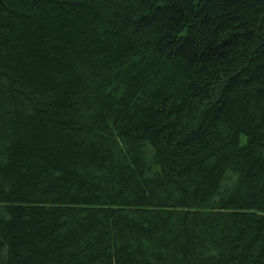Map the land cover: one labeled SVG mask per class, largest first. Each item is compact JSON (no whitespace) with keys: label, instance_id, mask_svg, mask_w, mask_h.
Instances as JSON below:
<instances>
[{"label":"trees","instance_id":"trees-1","mask_svg":"<svg viewBox=\"0 0 264 264\" xmlns=\"http://www.w3.org/2000/svg\"><path fill=\"white\" fill-rule=\"evenodd\" d=\"M0 264H264V0H0Z\"/></svg>","mask_w":264,"mask_h":264}]
</instances>
